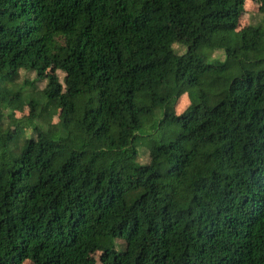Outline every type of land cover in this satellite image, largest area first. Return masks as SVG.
I'll use <instances>...</instances> for the list:
<instances>
[{"label":"trees","instance_id":"trees-1","mask_svg":"<svg viewBox=\"0 0 264 264\" xmlns=\"http://www.w3.org/2000/svg\"><path fill=\"white\" fill-rule=\"evenodd\" d=\"M245 1L0 0V264H264V32L237 31ZM167 134L140 164L137 141Z\"/></svg>","mask_w":264,"mask_h":264},{"label":"rangeland","instance_id":"rangeland-1","mask_svg":"<svg viewBox=\"0 0 264 264\" xmlns=\"http://www.w3.org/2000/svg\"><path fill=\"white\" fill-rule=\"evenodd\" d=\"M264 7L263 0H246L243 5V12L238 21L237 31H241L247 29L249 27H260L261 30L264 32V16L261 13V9ZM193 35L192 32L185 28L178 39V44L174 45V49L178 54L184 53L185 46L192 44ZM219 61L221 63H228L225 59L223 52L217 51L211 55L210 60ZM229 67L231 69H236L234 65L230 63ZM57 74L59 80L62 82L64 75L61 72H56V69L49 65L46 69L45 75H52ZM34 74L28 72H20V81L22 83L24 80L32 81L34 80ZM36 89L41 90L45 86V82H37ZM189 105V99L187 95H182L176 105L174 106V112L176 115H180ZM29 114L28 108L25 106L23 113L17 112L16 118L19 119L21 117L27 116ZM171 139V135H156L150 138H141L137 141V151H138V159L137 161L140 164H145L148 162V152L149 148L148 145L159 144L161 142H166ZM23 264H31L30 262L26 261ZM82 264H100V253L96 252L93 253L85 258V261Z\"/></svg>","mask_w":264,"mask_h":264}]
</instances>
